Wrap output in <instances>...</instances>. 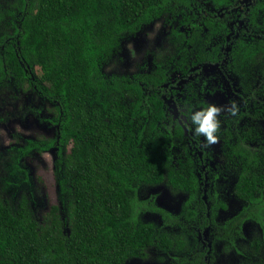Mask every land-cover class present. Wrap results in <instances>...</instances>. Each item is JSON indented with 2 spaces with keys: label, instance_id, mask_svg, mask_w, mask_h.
Returning <instances> with one entry per match:
<instances>
[{
  "label": "trees",
  "instance_id": "1",
  "mask_svg": "<svg viewBox=\"0 0 264 264\" xmlns=\"http://www.w3.org/2000/svg\"><path fill=\"white\" fill-rule=\"evenodd\" d=\"M212 1L220 6L233 0ZM196 3L0 0V80L13 77L27 89L37 86L42 99L54 103L56 138L74 143L59 178L65 217L52 204L40 219L43 201L36 199L15 153L9 155L10 172L0 164V264H124L145 258L148 247H172V237L182 247L186 234L195 236L196 227L204 228L205 222L199 224L206 207L200 180L190 161L172 154L169 137L158 124L159 105H152L134 79L104 70L124 41L159 18L171 27V60L187 62L198 42L211 38L201 36L202 26L193 24L199 17ZM251 14L264 26V0L252 6ZM232 56L241 74L254 76L253 84L263 86L260 94L259 88L254 93L249 115L264 120V40L245 46L237 42ZM37 65L39 73L32 79L27 68ZM253 119L244 136L222 131L225 166L233 164L237 179L233 192L244 202L228 220L224 246L238 251L240 264H264V129ZM160 184L184 194L177 215L156 206L154 195L139 198V192ZM151 210L161 213L163 225L145 221L143 213ZM240 223V228L243 223L256 228L246 252L238 249L235 237ZM165 227L180 233L175 236ZM196 246H191L198 254L194 264H206Z\"/></svg>",
  "mask_w": 264,
  "mask_h": 264
},
{
  "label": "flooded vegetation",
  "instance_id": "2",
  "mask_svg": "<svg viewBox=\"0 0 264 264\" xmlns=\"http://www.w3.org/2000/svg\"><path fill=\"white\" fill-rule=\"evenodd\" d=\"M259 1L261 0H233L230 4L218 6L212 0H197L195 8L198 10L199 17L193 24L202 26L201 36L205 34L211 38L206 43L199 41L197 48L184 64L176 62L174 58L171 60L169 51L172 47L167 39L171 27L163 18H159L142 26L135 36L122 43L121 49L114 56L116 58L114 68L108 67L114 58L104 68L107 73H115L119 77L129 76L142 86L152 105L158 104L162 110L157 115L160 117L158 124H161L163 132L169 137L168 146L172 149V154L175 158H182L183 162L190 161L194 167V172L200 180V195L203 191L201 200L206 206L205 218L202 214L199 218V224L205 222L206 225L204 228L196 227V231L200 233L207 230V235L212 242L209 248L205 247L206 250L199 248V254H203L201 258L206 264H217L218 262L213 252V243L222 242V250H227L224 246L229 238L226 226L232 216L223 219L218 218L217 213L220 209L227 207L224 200L228 193L225 183L232 184L234 191L233 182L237 181L232 176L234 174L233 164L230 167L225 166L222 131L226 130L235 136L237 133L244 136L243 131L247 121L253 119L249 114L252 113L255 104L254 93H257L258 88L259 94L263 90L259 81L253 84L254 76L245 77L239 72L237 66L233 64L232 56L237 42H242L245 46L250 41L264 40V26L255 22L251 14L252 6ZM213 24L216 28L219 27L213 30L215 29L212 27ZM182 28L187 36V30L185 27ZM143 31L150 32V35H146ZM184 43L185 40L183 45ZM128 44H131L132 48H129ZM27 70L34 79L35 74L39 73V66H34L33 69L27 68ZM162 74H165V78ZM262 76L263 73L260 71L259 77ZM3 78L0 80V128L3 130L6 122L14 121L15 124H19L23 117L31 115L37 116L40 122L49 125V130L45 136H35L15 130L10 136L11 144L0 149V164L6 167V172H10L9 155L15 153L19 158V165L27 171L32 181L33 189L37 194L36 199L44 203L43 198L38 196L41 195L38 181L44 183L43 177L40 174L35 176L29 159L36 156L40 161L46 162L44 157L48 160V155H50L51 172L55 176L56 200L47 196L49 204L46 208L49 212L50 206L55 204L59 208L60 215L65 217L59 178L64 170L66 156L71 153L74 143L66 144L56 138L59 121L53 109L54 103L50 99L43 100L37 86L27 89L26 85L14 82L13 77L3 76ZM223 92L230 96H222ZM218 96L222 97L224 105L218 114L220 126L217 131V140L219 144L216 151H213L209 149L203 137L193 135L191 126L186 120V113L207 103L216 104L214 98ZM158 99L161 100V106ZM231 102H235L237 107L234 114L226 111V107H230ZM253 120L264 129L263 118ZM23 150L27 151L24 155ZM40 209L44 210V206ZM243 224L241 228V223L237 224L234 230L235 233L238 230V235L235 236L236 241L240 243L238 249L246 252L250 248V239L245 237ZM156 247L165 251L168 249V253H172L170 264H194V259L198 258L196 252L194 259L191 260L190 257L188 259L184 255L183 251L172 252L171 247ZM149 248L151 247L147 249ZM231 251L240 257L236 249Z\"/></svg>",
  "mask_w": 264,
  "mask_h": 264
},
{
  "label": "rangeland",
  "instance_id": "3",
  "mask_svg": "<svg viewBox=\"0 0 264 264\" xmlns=\"http://www.w3.org/2000/svg\"><path fill=\"white\" fill-rule=\"evenodd\" d=\"M148 29V28H147ZM146 29V30H147ZM146 33V31H143ZM142 32V33H143ZM144 35V34H142ZM146 35H150V32L147 31ZM129 48H132L131 44H128ZM127 47V46H126ZM115 59H113V62L108 66L110 69L114 68L116 66ZM38 70V67H36ZM214 73V72H212ZM222 96L229 97L230 95L223 92ZM214 101L216 104L223 107L224 100L221 96H218L217 98H214ZM3 130L0 128V149L2 150L5 146L11 144L12 138H10L11 134L16 130L25 134H34L35 136L47 135V131L49 130V125H45L44 123L40 122L39 118L37 116H27L23 117L21 122L19 124H15L14 121L12 122H6V125L4 124ZM219 144V141L216 140V142L208 144L209 149H213V151H216ZM46 162L40 161L36 156L29 159V162L32 164L33 172L37 175H41L43 177L44 183H41L38 181V185L41 188V195H38L39 197L43 198L44 203L39 205V215L40 219L43 220L45 218L44 214L46 211H48V197H50L52 200H56L55 191H56V185H55V176H53V173L51 172V158L50 155H48V160H46V157H44ZM47 163V164H46ZM35 179V178H34ZM36 180V179H35ZM227 195L224 198L225 202L227 203V207L220 209L217 213L218 218L226 219L230 216H233L236 212L240 211L242 209V205L244 202L238 198L232 190V185L229 183H225ZM37 187V186H36ZM39 192V191H38ZM152 195L154 197L152 198L155 205L161 208H164L165 212H168L172 214L173 216L181 210V206L183 205L182 202L185 199V196L182 192H172L171 189L166 186L165 184H160L157 186H150L143 190V192H139V198H151ZM44 206V210L40 209ZM145 221H151L154 224L161 226L163 225L162 215L161 213L157 212L156 210L148 211L143 213ZM257 227V226H256ZM171 232H175V236H178L177 234L180 233V229L178 228H170L165 227ZM188 230L190 229L187 226ZM210 229V228H208ZM245 237L252 239L254 235V231L256 230L255 225L251 224H245L243 226ZM196 232V233H195ZM195 236H189L186 234L185 245L182 247H179V239L176 237L173 238V246L171 247L172 252H184L185 256L191 260L194 259V254L192 253L193 250L191 249V246L193 244L197 245L196 247L205 249V247H208L212 245V242L210 241L209 235H207L208 231H202L198 233L195 229ZM189 249V250H188ZM206 250V249H205ZM169 251V252H171ZM213 252L216 254V259H218L217 264H239L241 262L239 255L235 253L234 251H228V250H222V242L219 243H213ZM172 253H168L167 251L162 249H157L156 245L152 246L151 248L147 249V256L145 258H130L124 264H170V256Z\"/></svg>",
  "mask_w": 264,
  "mask_h": 264
},
{
  "label": "clouds",
  "instance_id": "4",
  "mask_svg": "<svg viewBox=\"0 0 264 264\" xmlns=\"http://www.w3.org/2000/svg\"><path fill=\"white\" fill-rule=\"evenodd\" d=\"M237 110L235 102H231L230 107H226V111L234 114ZM222 111V107L215 103H207L204 106L189 110L186 113V120L191 126L194 136L203 137L208 144L217 140V131L220 126L218 114Z\"/></svg>",
  "mask_w": 264,
  "mask_h": 264
},
{
  "label": "water",
  "instance_id": "5",
  "mask_svg": "<svg viewBox=\"0 0 264 264\" xmlns=\"http://www.w3.org/2000/svg\"><path fill=\"white\" fill-rule=\"evenodd\" d=\"M247 224V223H246ZM248 224H251V223H248Z\"/></svg>",
  "mask_w": 264,
  "mask_h": 264
}]
</instances>
